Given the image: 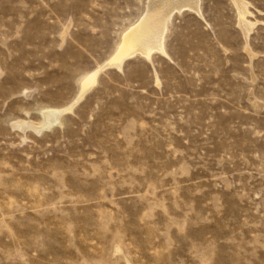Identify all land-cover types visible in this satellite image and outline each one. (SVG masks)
Returning <instances> with one entry per match:
<instances>
[{
  "label": "rangeland",
  "instance_id": "obj_1",
  "mask_svg": "<svg viewBox=\"0 0 264 264\" xmlns=\"http://www.w3.org/2000/svg\"><path fill=\"white\" fill-rule=\"evenodd\" d=\"M245 1L247 30L233 0L173 13L165 53L102 67L38 135L12 124L69 105L149 0H0V264H264V0Z\"/></svg>",
  "mask_w": 264,
  "mask_h": 264
},
{
  "label": "bare ground",
  "instance_id": "obj_2",
  "mask_svg": "<svg viewBox=\"0 0 264 264\" xmlns=\"http://www.w3.org/2000/svg\"><path fill=\"white\" fill-rule=\"evenodd\" d=\"M233 1L240 13L238 22L240 26L247 30L249 24L251 25V23H249L244 17L246 7L248 6L247 1ZM199 2L200 0H149L148 6H146V8L148 7V10L145 12V17L141 19L142 21L140 20L138 25L131 28L123 36L121 47L118 49L117 53L102 66L93 71L83 82H81L76 96L71 103H69V105L64 107H41L38 109L40 119L37 122L24 119L18 120L12 124L13 127L22 131L29 129L32 133L39 135L42 132L51 130L55 126L62 125L63 113L68 110L70 111L71 108L77 104L88 92V90L96 83L98 72L102 69V67H120L124 59L136 54L149 58L150 53L153 51L165 53L164 35L168 28L171 16L173 13L179 12L182 8H189L187 10L192 9L191 11L194 9L196 12H200Z\"/></svg>",
  "mask_w": 264,
  "mask_h": 264
}]
</instances>
